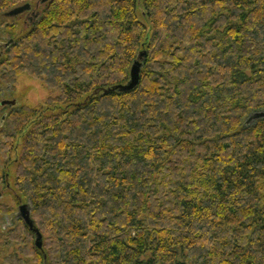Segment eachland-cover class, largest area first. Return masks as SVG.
Returning a JSON list of instances; mask_svg holds the SVG:
<instances>
[{
    "label": "trees",
    "instance_id": "trees-1",
    "mask_svg": "<svg viewBox=\"0 0 264 264\" xmlns=\"http://www.w3.org/2000/svg\"><path fill=\"white\" fill-rule=\"evenodd\" d=\"M142 7L151 38L138 0H51L0 47L3 84L43 81L64 107L8 116L0 155L24 136L15 187L42 249L22 219L13 241L34 264H264V0ZM142 54L138 86L107 94Z\"/></svg>",
    "mask_w": 264,
    "mask_h": 264
},
{
    "label": "rangeland",
    "instance_id": "rangeland-1",
    "mask_svg": "<svg viewBox=\"0 0 264 264\" xmlns=\"http://www.w3.org/2000/svg\"><path fill=\"white\" fill-rule=\"evenodd\" d=\"M138 4L139 18L148 27V35L151 38L153 31L150 22L145 18L142 0H138ZM43 8L44 5H39L36 2L33 4L35 12H32H41ZM30 19H33L31 13H25L15 18L8 17L7 15L0 16V47H6L10 38H18L24 35L30 28ZM12 26L15 28L13 36L9 34L10 30L8 31L6 28H11ZM57 95L58 93L51 91L43 81L32 79L26 75L21 76L13 87L7 86L0 81V148L1 144L5 142V135L14 134L8 118L12 112L17 111L22 106L31 105L39 109L45 108L47 115L57 114L63 111L64 107L50 108L47 106L48 100L51 97L55 98ZM12 101L16 102L14 107L2 106L3 102ZM23 137H17V143L10 162H7L0 155V191L2 193L0 197V264H7L8 259L12 257H18L23 264H34L33 258L27 257L20 252V250L25 249L26 245L23 244L26 241L25 238L29 237L23 232L24 235L20 238H24V240L21 244L14 242L11 236L13 232H16L18 236L19 231L22 229L20 207L28 205L29 210L31 211L32 209L30 203L19 194L15 187L17 157L21 151Z\"/></svg>",
    "mask_w": 264,
    "mask_h": 264
},
{
    "label": "water",
    "instance_id": "water-1",
    "mask_svg": "<svg viewBox=\"0 0 264 264\" xmlns=\"http://www.w3.org/2000/svg\"><path fill=\"white\" fill-rule=\"evenodd\" d=\"M51 0H39V5H46L50 2ZM38 6V5H37ZM32 6L30 4H26L24 6H20L18 8H15L13 9L12 11L8 12L6 15L8 17H11V18H15V17H18V16H21L25 13H31L32 14ZM145 55L142 54L139 58V60H137L131 70H130V78H129V83L125 86H119L117 88H114L113 90H110V91H107L106 93L109 94V93H114V92H119V93H124V92H130L132 90H134L138 84H139V81H140V73H141V70H142V59ZM0 57H1V54H0ZM11 106V107H14L16 105V102L12 101V102H3L2 103V106ZM264 117V114H258L255 116V118H262ZM2 196V193L0 191V197ZM20 211H21V215H22V220H24L26 222V224L31 228V230L33 232L36 233L37 235V247L39 249H42V238H41V234L39 231H37L36 229H34V224L32 222V219H31V211L29 210V207L28 205H22L20 207Z\"/></svg>",
    "mask_w": 264,
    "mask_h": 264
},
{
    "label": "flooded vegetation",
    "instance_id": "flooded-vegetation-1",
    "mask_svg": "<svg viewBox=\"0 0 264 264\" xmlns=\"http://www.w3.org/2000/svg\"><path fill=\"white\" fill-rule=\"evenodd\" d=\"M32 16L34 17V16H35V13L32 12ZM31 20H32V19H30V21H31Z\"/></svg>",
    "mask_w": 264,
    "mask_h": 264
}]
</instances>
